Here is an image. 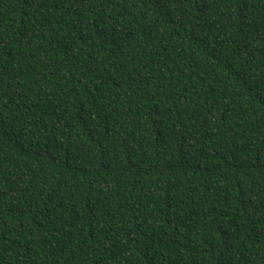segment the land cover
<instances>
[{
    "label": "trees",
    "instance_id": "1",
    "mask_svg": "<svg viewBox=\"0 0 264 264\" xmlns=\"http://www.w3.org/2000/svg\"><path fill=\"white\" fill-rule=\"evenodd\" d=\"M0 264H264V0H0Z\"/></svg>",
    "mask_w": 264,
    "mask_h": 264
}]
</instances>
